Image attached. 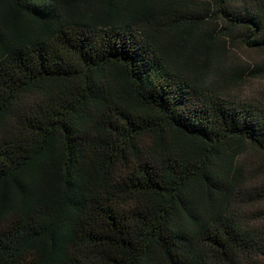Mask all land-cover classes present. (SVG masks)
<instances>
[{
  "label": "trees",
  "instance_id": "16d2710c",
  "mask_svg": "<svg viewBox=\"0 0 264 264\" xmlns=\"http://www.w3.org/2000/svg\"><path fill=\"white\" fill-rule=\"evenodd\" d=\"M237 44L264 0H0V264H264Z\"/></svg>",
  "mask_w": 264,
  "mask_h": 264
},
{
  "label": "rangeland",
  "instance_id": "374dc122",
  "mask_svg": "<svg viewBox=\"0 0 264 264\" xmlns=\"http://www.w3.org/2000/svg\"><path fill=\"white\" fill-rule=\"evenodd\" d=\"M232 50L234 52L232 53L234 54L235 59H237V57H241L242 59L247 61L256 60L264 62V51L250 50L248 48H245L241 44L235 45ZM233 54L230 55V57H232L231 60H233ZM233 90L239 91L243 97H254L264 103V74L257 78L248 80L239 88L234 87Z\"/></svg>",
  "mask_w": 264,
  "mask_h": 264
}]
</instances>
